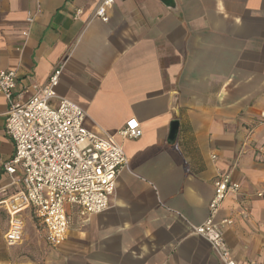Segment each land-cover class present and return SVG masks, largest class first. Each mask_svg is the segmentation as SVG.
Masks as SVG:
<instances>
[{"label":"crops","instance_id":"crops-1","mask_svg":"<svg viewBox=\"0 0 264 264\" xmlns=\"http://www.w3.org/2000/svg\"><path fill=\"white\" fill-rule=\"evenodd\" d=\"M99 1L0 0V71L16 72L15 95L30 98L64 61L57 97L85 111V128L111 136L127 158L109 208L87 221L68 208L57 247L29 210L28 229L8 247L0 206V264H221L190 230L208 217L217 172L240 185L219 213L232 220L231 258L264 264V194L254 195L264 191V0H114L107 23L88 21ZM7 110L0 95V201L22 179L19 168L13 180L4 170L13 155ZM131 119L142 136L121 140Z\"/></svg>","mask_w":264,"mask_h":264},{"label":"built area","instance_id":"built-area-1","mask_svg":"<svg viewBox=\"0 0 264 264\" xmlns=\"http://www.w3.org/2000/svg\"><path fill=\"white\" fill-rule=\"evenodd\" d=\"M114 0H100L88 21L99 19L107 23ZM80 9L74 12L79 19ZM34 15L29 14L31 25ZM64 61L50 73L44 85H33V94L23 100L15 95L18 77L15 71H0V95L8 105L5 134L11 139L13 155L4 164L11 180L16 168L22 172L21 185L9 197L0 201L8 215L4 235L7 246L20 243L24 223L21 214L29 210L43 231L42 237L52 247L64 243L70 227L68 208L76 210L82 221L109 208L115 183L127 168L123 147L111 136L98 135L84 126L86 113L74 103L57 97L55 88ZM56 101V105L52 104ZM121 140H137L142 130L135 119L127 121L117 132ZM216 159L215 155L211 156ZM240 193L239 183L230 174L217 172L213 180V195L204 223L191 227V234L205 240L221 264H237L225 241V229L232 224L219 213L228 196ZM264 191L254 193L262 197ZM256 264V263H249Z\"/></svg>","mask_w":264,"mask_h":264},{"label":"water","instance_id":"water-1","mask_svg":"<svg viewBox=\"0 0 264 264\" xmlns=\"http://www.w3.org/2000/svg\"><path fill=\"white\" fill-rule=\"evenodd\" d=\"M161 1L167 5L171 4V0H161ZM177 128H178V123L176 121H173L170 124V131H169V138L170 139H174V137L177 133Z\"/></svg>","mask_w":264,"mask_h":264},{"label":"rangeland","instance_id":"rangeland-1","mask_svg":"<svg viewBox=\"0 0 264 264\" xmlns=\"http://www.w3.org/2000/svg\"><path fill=\"white\" fill-rule=\"evenodd\" d=\"M27 229H28V225H27L26 223H24L23 230H25V231H26ZM18 244H19V243H18ZM18 244H17V245H18ZM14 246H16V245H14ZM8 247H13V246H8Z\"/></svg>","mask_w":264,"mask_h":264}]
</instances>
